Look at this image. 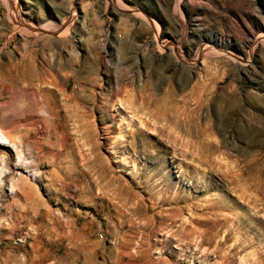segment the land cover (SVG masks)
Masks as SVG:
<instances>
[{"label": "rangeland", "instance_id": "374dc122", "mask_svg": "<svg viewBox=\"0 0 264 264\" xmlns=\"http://www.w3.org/2000/svg\"><path fill=\"white\" fill-rule=\"evenodd\" d=\"M0 127V264H264V0H0Z\"/></svg>", "mask_w": 264, "mask_h": 264}, {"label": "bare ground", "instance_id": "6f19581e", "mask_svg": "<svg viewBox=\"0 0 264 264\" xmlns=\"http://www.w3.org/2000/svg\"><path fill=\"white\" fill-rule=\"evenodd\" d=\"M213 87L214 86L211 85V83L207 84L205 82V85H201L200 91H201V93L205 94L206 92H209L210 89L213 88ZM198 93H199V91H198ZM199 95H201V94H199ZM159 116H156L155 118H152V119L151 118L150 119H147V118L145 119V118H142L141 116H139V118L141 119V123L144 125V127H147V128L149 127L150 128L149 125L152 123V121H154V124L151 125V126H154L155 128H157L156 118L159 117ZM151 129H152V127H151ZM139 133L140 132H133L132 135H135V137H136V135L139 134ZM195 134H196V132H195ZM202 135H203V133H202ZM210 141H212V140L207 141L206 142V145H209L211 147H215L216 146V144L214 143L215 141L214 140H213L214 142L213 141L210 142ZM10 146H11V153H12V149H13L14 152H15L14 154L16 156L15 159H16L17 163L14 166H12V164L10 162L13 159V155L9 153ZM0 148H3L0 151V187L3 186V183L6 181L5 177L8 175L9 176L8 179L10 180V192L13 193V195L21 194V193L25 194L26 193L27 184L28 183H31V182H30V179L28 177L24 176L21 172L19 174H17L18 173L17 171L19 170L18 168L21 167L22 165H25V166H33V168H36L38 165L35 164L34 162H31V163H28L27 162V155H26V152H25L26 151L25 150L26 148H24V146H23V141H21V139H19L18 137L16 138L14 136H11L10 133H8L7 131H5L1 127H0ZM206 148H207V146H206ZM234 170H235V168H234ZM229 172H232V171H229ZM258 173H259L258 172V168H256L257 177H258ZM236 175H238V174H236ZM227 176L225 175V177H227ZM231 176L232 175L230 174V177ZM239 176L240 175H238V178H239ZM253 177H252V179H254ZM238 178H232V179L229 178L228 179V177H227L226 181H228V184H230V185L231 184H235V183H240V179H238ZM249 179H251V178H249ZM252 181L251 180L248 181V179H247V182H249L248 184H250L251 186H255L256 188H258V194L257 195L260 194L261 195V198H259V196H258V198H255L253 196H249V197H246L245 199L246 200H249L250 203L253 202L252 204H253L254 208H256L255 206H257V201L258 200H260L262 202V205H264V191H263V185L261 186V183H260L259 180H258V182L257 181L252 182ZM240 190H241V194L244 195L243 197H245L246 196V193H245L246 187H244V185H243L240 188ZM258 206H259V203H258Z\"/></svg>", "mask_w": 264, "mask_h": 264}]
</instances>
